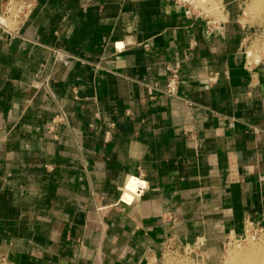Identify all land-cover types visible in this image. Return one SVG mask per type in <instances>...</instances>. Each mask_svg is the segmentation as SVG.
<instances>
[{
    "label": "crops",
    "instance_id": "crops-1",
    "mask_svg": "<svg viewBox=\"0 0 264 264\" xmlns=\"http://www.w3.org/2000/svg\"><path fill=\"white\" fill-rule=\"evenodd\" d=\"M8 1L0 264H159L171 239L220 264L264 224V57L246 55L241 0L210 31L176 0H28L18 19Z\"/></svg>",
    "mask_w": 264,
    "mask_h": 264
},
{
    "label": "rangeland",
    "instance_id": "rangeland-1",
    "mask_svg": "<svg viewBox=\"0 0 264 264\" xmlns=\"http://www.w3.org/2000/svg\"><path fill=\"white\" fill-rule=\"evenodd\" d=\"M221 0H206L209 6L206 11L216 21H220L222 14L220 11ZM241 23L248 31L245 39V52L249 57V62H259L264 57V5L261 8H254L253 0H241ZM28 7V0H9L5 9V16H15L19 18ZM249 52L252 53L250 56ZM204 247V246H203ZM200 249H169L166 250L164 258L159 264H210L204 252ZM259 250H258V248ZM256 248V249H255ZM261 248V249H260ZM259 251V252H258ZM256 252L259 254H256ZM264 238H257L240 244L222 247L220 264H248L250 259L264 262ZM254 255V256H253ZM235 256V258H234Z\"/></svg>",
    "mask_w": 264,
    "mask_h": 264
},
{
    "label": "built area",
    "instance_id": "built-area-1",
    "mask_svg": "<svg viewBox=\"0 0 264 264\" xmlns=\"http://www.w3.org/2000/svg\"><path fill=\"white\" fill-rule=\"evenodd\" d=\"M176 3L183 9L185 17L191 21L196 20H206V26L208 30H212V26L216 24L214 18L206 11V8L209 6L206 4V0H176ZM30 5L28 4V7ZM167 71L169 73L168 83L166 90L164 91L165 95L170 98H177L179 95V83H180V67H168ZM156 89V88H154ZM67 122V118L64 112L58 114L54 121V125L58 126L59 124ZM54 126V127H55ZM53 127V128H54ZM257 238H264V224L260 222L248 221L245 227L244 234L241 236L230 235L226 242L223 244L224 247L231 246L232 244H240L241 242H247L250 240L255 241ZM205 245L204 240H197L192 246H185L182 248H177L174 240L171 239L167 250L169 249H184L185 251L189 249H200Z\"/></svg>",
    "mask_w": 264,
    "mask_h": 264
},
{
    "label": "bare ground",
    "instance_id": "bare-ground-1",
    "mask_svg": "<svg viewBox=\"0 0 264 264\" xmlns=\"http://www.w3.org/2000/svg\"><path fill=\"white\" fill-rule=\"evenodd\" d=\"M253 5H254V8H261L263 5H264V0H253ZM258 248V247H257ZM256 249V248H255ZM261 249V248H260ZM259 250V248H258ZM259 252V251H258ZM256 254H258L256 252ZM260 254V253H259ZM258 254V255H259ZM264 254V253H263ZM254 256V255H253ZM235 258V256H234ZM248 264H264L263 260L261 261H257L256 259L252 260L250 259V262Z\"/></svg>",
    "mask_w": 264,
    "mask_h": 264
}]
</instances>
